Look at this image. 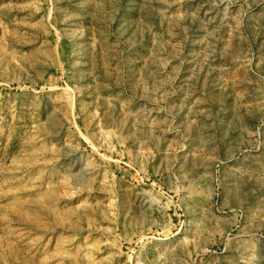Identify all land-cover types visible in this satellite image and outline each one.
<instances>
[{
  "label": "rangeland",
  "instance_id": "374dc122",
  "mask_svg": "<svg viewBox=\"0 0 264 264\" xmlns=\"http://www.w3.org/2000/svg\"><path fill=\"white\" fill-rule=\"evenodd\" d=\"M0 264H264V0H0Z\"/></svg>",
  "mask_w": 264,
  "mask_h": 264
}]
</instances>
